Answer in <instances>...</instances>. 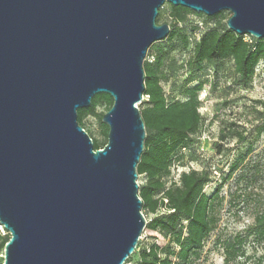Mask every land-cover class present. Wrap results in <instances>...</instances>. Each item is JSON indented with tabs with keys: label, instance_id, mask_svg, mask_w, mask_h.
Wrapping results in <instances>:
<instances>
[{
	"label": "water",
	"instance_id": "obj_1",
	"mask_svg": "<svg viewBox=\"0 0 264 264\" xmlns=\"http://www.w3.org/2000/svg\"><path fill=\"white\" fill-rule=\"evenodd\" d=\"M165 2L264 38V0H0L3 264H125L146 228L137 166L144 61ZM107 93L95 149L78 109Z\"/></svg>",
	"mask_w": 264,
	"mask_h": 264
},
{
	"label": "trees",
	"instance_id": "obj_2",
	"mask_svg": "<svg viewBox=\"0 0 264 264\" xmlns=\"http://www.w3.org/2000/svg\"><path fill=\"white\" fill-rule=\"evenodd\" d=\"M169 5L165 17L171 21L164 17L163 5L157 23H168L170 33L163 39L164 43L151 44L144 61L145 91L139 107L147 136L137 166L138 174L145 176V183L139 188L143 208L152 215L147 220L146 228L160 233L167 242L164 245L152 242L143 246L138 243L126 263L137 258L136 264H190L200 258L205 241L217 224L215 203L224 183L238 170L244 156L241 155L230 165L226 177L211 195L205 191L215 176L211 166L182 171L178 180H172L168 185L172 168L181 164L203 122L199 93L204 82L190 84L198 80L207 63L214 65L216 73L222 63L232 61L235 85L247 90L255 79L256 67L264 64V38L239 35L229 29L227 21H223L225 11L208 16L180 5ZM190 14L197 15L198 19L193 21L189 18ZM200 20L205 28L197 39ZM178 43L184 48L191 46V54L185 63L190 75L181 85L182 99L175 96L168 98L162 85L168 76L165 71L167 63ZM112 105L113 98L109 94L99 93L93 97L89 107L78 109V121L84 128L87 116L93 115L99 119L105 141L94 140L95 149L103 148L107 143L109 128L102 122V117ZM99 106H104L105 112H98ZM230 128L222 119L218 136L220 142L235 139L245 143L248 140L246 128ZM263 131L264 127L258 133ZM217 149L220 153V144ZM248 152H251V148ZM251 232L256 237L264 238V212L254 217ZM238 236L228 239L223 264H231L237 257L240 248ZM9 239L10 234L0 225V264L4 263L5 245Z\"/></svg>",
	"mask_w": 264,
	"mask_h": 264
},
{
	"label": "rangeland",
	"instance_id": "obj_3",
	"mask_svg": "<svg viewBox=\"0 0 264 264\" xmlns=\"http://www.w3.org/2000/svg\"><path fill=\"white\" fill-rule=\"evenodd\" d=\"M169 7V3L165 2L164 17L167 16ZM230 15L229 11H225L223 21H227ZM189 18L196 21L198 16L190 14ZM167 20L171 21L170 18ZM156 42L164 43L163 40ZM190 47L184 48L178 43L167 63L165 71L168 76L162 85L168 98L172 96L177 99L183 98L181 85L190 75L185 66L191 54ZM256 73L251 87L245 90L234 83L232 61L222 63L216 73L214 65L207 63L205 71L199 75L198 80L190 84L204 82L199 93L203 122L194 135L195 142L184 154L181 164L172 168L168 185L172 180H178V175L182 171H188L191 168L201 170L211 166L215 176L213 181L205 187V191L211 195L215 187L226 177L230 165L241 155L244 156L238 170L224 183L215 203L214 213L217 224L205 241L200 258L190 264H223L226 243L235 235H239L237 242L240 248L231 264H264V238L256 237L251 232L254 217L264 212V131L258 133V130L264 127L263 63L260 64ZM97 111L105 112V107L99 106ZM222 119L227 126L231 127L230 129L246 128L249 133L248 140L245 143H239L235 139L220 142L218 136ZM84 121L85 129L93 141L104 142L105 137L98 117L89 115ZM219 144L221 145L220 153L217 152ZM250 148L251 152H248ZM138 182L143 185L145 176L139 175ZM143 212L149 220L151 213L144 208ZM152 242L164 245L167 240L160 233L145 228L138 243L143 246ZM136 261L137 258H133L128 264H136Z\"/></svg>",
	"mask_w": 264,
	"mask_h": 264
},
{
	"label": "built area",
	"instance_id": "obj_4",
	"mask_svg": "<svg viewBox=\"0 0 264 264\" xmlns=\"http://www.w3.org/2000/svg\"><path fill=\"white\" fill-rule=\"evenodd\" d=\"M198 25H199L200 30H199V32L196 33L197 39L200 37V34H201L200 31L205 28V24L202 20L198 21ZM259 66H260V64L256 67V71H255L256 75H257L256 72H257ZM179 176H180V174L178 175V177ZM126 264H128V263H126Z\"/></svg>",
	"mask_w": 264,
	"mask_h": 264
}]
</instances>
